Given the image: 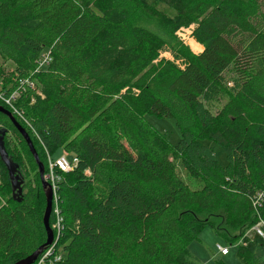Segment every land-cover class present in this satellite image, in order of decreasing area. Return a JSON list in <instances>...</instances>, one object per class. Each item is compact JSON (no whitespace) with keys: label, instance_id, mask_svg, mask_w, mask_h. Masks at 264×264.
Listing matches in <instances>:
<instances>
[{"label":"trees","instance_id":"trees-1","mask_svg":"<svg viewBox=\"0 0 264 264\" xmlns=\"http://www.w3.org/2000/svg\"><path fill=\"white\" fill-rule=\"evenodd\" d=\"M150 1L176 15H150ZM190 25L204 50L180 47L184 68L156 67ZM0 62L13 65L0 63L5 98L17 94L13 110L0 107L27 131L44 175L58 150L77 160L57 172V264H197L189 247L207 227L240 264H264L251 231L264 232V0H0ZM147 115L175 120L177 144ZM0 125L24 181L21 201L8 171L0 184V264H16L47 242L46 195L1 112Z\"/></svg>","mask_w":264,"mask_h":264},{"label":"rangeland","instance_id":"rangeland-1","mask_svg":"<svg viewBox=\"0 0 264 264\" xmlns=\"http://www.w3.org/2000/svg\"><path fill=\"white\" fill-rule=\"evenodd\" d=\"M151 4L150 8V15L154 17H163L161 12H164L166 15H176V13L171 9V7L159 4L157 6L154 5L153 1L149 2ZM154 9H160L155 11ZM161 11V12H160ZM196 25H190V26H184L180 28L176 32L177 36V48L176 50L172 47H166L159 51L158 59L155 61V66L157 67L161 63L169 62L175 65L176 67L184 68L183 59L181 56L177 53L178 48L183 47L187 48L191 53L198 55L204 50V47L193 37V31L195 29ZM192 42L195 43V47L193 46ZM150 44V43H147ZM2 63V62H0ZM3 66H5L7 69H13V65L11 63H2ZM45 67V66H42ZM4 80H0V103H3L4 100L7 104L10 105V108L13 110V104L16 98L17 94H15L11 100H7L5 97V93L3 92V85ZM4 102V104H6ZM6 104V105H7ZM12 104V105H11ZM146 120L150 123L154 129H156L161 135H164L166 140L171 144H177V142L180 140L181 137V131L176 125L175 120L168 119V118H159L155 115H147ZM1 128V125H0ZM24 128V127H23ZM25 130V129H24ZM26 131V130H25ZM27 132V131H26ZM12 137V144L18 146V150L20 148V144L18 140L12 135V133L9 134V137ZM8 137V139H9ZM19 144V145H18ZM215 146V145H214ZM216 148V155L219 158V160L226 164V155L223 152V150L219 146H215ZM21 149V148H20ZM66 155L68 157L69 162H73L74 155L69 153H64L63 150H58L55 153H53L52 158L57 159L60 155ZM23 155V153H22ZM24 156V155H23ZM19 164L22 166V174L25 177V182L28 183L30 180H32V176L29 174L30 164L28 160H26L25 157H22L20 159ZM48 166V164H47ZM49 170V168H48ZM7 176V170L5 165L0 161V184L3 182V176ZM5 176V177H6ZM46 176L44 175V178ZM26 185V184H25ZM26 192V188L24 190ZM255 227V226H254ZM254 227L251 228V231H253ZM250 233V232H249ZM227 247V244L219 239L213 229L211 227L205 228L201 235L200 239L198 241H194L190 244V251L192 256L194 257L197 264H213L214 260L216 259H222L227 264H240V261L237 257V251L234 247L230 248V254L228 256H222L219 254L217 250V246Z\"/></svg>","mask_w":264,"mask_h":264},{"label":"water","instance_id":"water-1","mask_svg":"<svg viewBox=\"0 0 264 264\" xmlns=\"http://www.w3.org/2000/svg\"><path fill=\"white\" fill-rule=\"evenodd\" d=\"M0 112L5 113L12 121L14 124L15 128L19 131L25 142L27 143L30 152L32 153L33 157L35 158L39 171H40V177H41V182L43 189L45 191L46 195V211L44 215V225H45V230L47 233V242L46 244L37 252H35L32 256L28 257L25 260H22L16 264H34L40 254L42 253L43 250H45L48 246H51L53 244V231L50 226V218L52 215V210H53V202H54V192L50 184H48L45 179H44V166L43 163L40 161L39 156L37 154V151L28 135V133L24 130V128L16 121L14 118L13 114L5 110L4 108L0 107ZM6 132L0 130V159L4 163L5 167L7 168L8 175L11 181L12 185V191H13V196L16 199L19 197V201L22 200V195H23V178L20 175L19 172V166L15 164L10 158L9 155L6 151L5 144H4V136Z\"/></svg>","mask_w":264,"mask_h":264},{"label":"built area","instance_id":"built-area-1","mask_svg":"<svg viewBox=\"0 0 264 264\" xmlns=\"http://www.w3.org/2000/svg\"><path fill=\"white\" fill-rule=\"evenodd\" d=\"M50 63V59L48 55H44L41 59V67ZM77 160L76 158L73 162H69L68 157L66 155L60 156L57 159H53L52 157H48V172L44 178L45 181L51 185L54 192V202L56 203L55 207V218L52 226V231L54 235L53 244L48 246L45 250L42 251L37 261L34 264H57L62 261L63 255L60 250H58L57 241L62 232V218L60 215L59 208L57 206V184L59 182V177L57 172L67 173L73 170ZM261 198V195H260ZM263 223H258L253 231L264 240V232L262 231ZM217 250L220 255L227 256L230 253L229 247L217 246Z\"/></svg>","mask_w":264,"mask_h":264},{"label":"bare ground","instance_id":"bare-ground-1","mask_svg":"<svg viewBox=\"0 0 264 264\" xmlns=\"http://www.w3.org/2000/svg\"><path fill=\"white\" fill-rule=\"evenodd\" d=\"M192 44H193V46L195 47V43H194V42H192Z\"/></svg>","mask_w":264,"mask_h":264},{"label":"crops","instance_id":"crops-1","mask_svg":"<svg viewBox=\"0 0 264 264\" xmlns=\"http://www.w3.org/2000/svg\"><path fill=\"white\" fill-rule=\"evenodd\" d=\"M203 51V50H202Z\"/></svg>","mask_w":264,"mask_h":264}]
</instances>
